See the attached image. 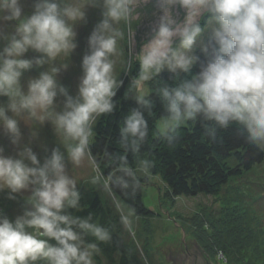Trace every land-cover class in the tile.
<instances>
[{
    "label": "clouds",
    "instance_id": "9594fccd",
    "mask_svg": "<svg viewBox=\"0 0 264 264\" xmlns=\"http://www.w3.org/2000/svg\"><path fill=\"white\" fill-rule=\"evenodd\" d=\"M27 2L0 0V96L8 98L6 105L0 104V130L19 149L6 156L0 147V192L7 190L9 200L31 192L26 198L30 207L14 219L0 210V264H94L100 248L85 237L90 234L104 243L112 238L108 229L93 222L91 214L86 218L72 215L69 210H79L81 194L68 174L65 154L53 147L41 159L29 144L21 148L16 115L27 112L44 123L49 110L57 106V97L63 96L55 125L66 140L75 142L68 159L79 165L87 158L96 172L92 183L102 181L110 195L116 190L134 193L139 186L136 171L128 166V154L138 160L145 174L154 166L152 160L140 157L149 135L146 114L151 116L155 106L145 85L164 71L174 83L164 81L153 89L163 107L160 139L172 144L180 125L200 119L212 140L218 129L235 123L250 143L264 144V0H31L30 14L25 12ZM144 5H154L158 18L150 24L147 41L138 53H134L135 32L131 33L129 63L134 57L139 71L131 77L124 98L131 96L135 106L120 128L123 154L104 153L107 166L114 169L104 176L91 152L90 138L96 119L117 109L114 97L124 83L114 75L113 57L123 38L115 25L129 23L134 10ZM87 6L99 8L102 19L87 39L75 96L58 83L57 67L30 77L25 91L24 72L76 49L75 28L86 23ZM177 6L184 10L182 20L174 14ZM30 50L39 55L24 58ZM197 50L206 63L200 64L197 74L182 78L200 62ZM113 205L120 212L121 225L132 232L134 213L125 214L118 200Z\"/></svg>",
    "mask_w": 264,
    "mask_h": 264
},
{
    "label": "rangeland",
    "instance_id": "374dc122",
    "mask_svg": "<svg viewBox=\"0 0 264 264\" xmlns=\"http://www.w3.org/2000/svg\"><path fill=\"white\" fill-rule=\"evenodd\" d=\"M72 3L73 0H65ZM87 3L88 0H82ZM31 0L25 4V12L30 14ZM157 8L152 6L137 7L133 13V19L129 23L121 21L115 25L123 33V38L117 42V54L115 60L114 75L117 80H123V88L127 91L131 77L138 74V62L129 56L128 49L131 46V33L135 32L134 53H138L143 42L147 41L146 33L150 24L157 20ZM174 14L182 20L184 10L177 6ZM86 23L76 26L77 47L73 53L65 55L61 53L54 61L41 68L35 66L24 72L21 84L27 90V81L30 77H37L41 71L51 70L52 67L60 68L57 74L59 84L66 87L69 95L75 96L77 85L83 75L81 61L88 51L87 39L95 25L102 19L101 10L87 6L85 8ZM208 33H204L203 40H207ZM3 42H0L2 46ZM198 51V50H197ZM39 54L29 51L24 58L33 59ZM165 72V71H164ZM119 88V89H120ZM145 89L151 93L149 82ZM135 95V92L132 93ZM131 98V96L129 97ZM132 99V98H131ZM8 98L0 96V104L6 105ZM64 97L58 96L54 109L49 110L47 121L41 123L37 117H31L27 112L16 115L22 133L21 148L29 144L38 157L50 154L53 147H59L65 154L68 174L76 181L81 198L89 205L95 199H99L110 214V219L115 224L116 236L122 248L116 252L115 262L111 263L101 257L100 262L94 257V264H119L121 254H124L129 264H172L173 259L168 260L182 240H193L199 243L204 252L211 257V263L222 264L218 258L221 254L228 256L227 264H264V161L249 171H244L240 176L231 177L228 182L219 187L215 195L200 194L194 197H173L161 174H145L140 170V165L135 169L137 176L148 178L149 183L143 189V202L146 207L154 211V217H139L135 214L131 219L133 230L129 232L120 221V212L114 207L113 200H118L125 214L131 211L122 200L114 193L110 195L101 184H93L92 179L96 172L86 158L79 165L73 164L68 159L69 147L74 141L66 140L62 131H58L55 125V112L61 110ZM11 115V113H9ZM38 115H44L39 113ZM99 117L93 123L94 128ZM160 122L158 123V129ZM94 139L90 138V143ZM264 150V144H259ZM0 147L4 148V155H15L18 146L10 142V138L0 130ZM48 150L45 152V150ZM227 166L234 168L238 160L233 157L228 159ZM30 191L18 194L16 200L7 199V190L0 192V210L10 219L22 214L27 204L26 198ZM72 215L75 214L69 210ZM204 222V223H203ZM87 243H97L90 234L85 237ZM55 243V241H50ZM220 256V257H219ZM38 264H45L44 261Z\"/></svg>",
    "mask_w": 264,
    "mask_h": 264
},
{
    "label": "trees",
    "instance_id": "16d2710c",
    "mask_svg": "<svg viewBox=\"0 0 264 264\" xmlns=\"http://www.w3.org/2000/svg\"><path fill=\"white\" fill-rule=\"evenodd\" d=\"M200 55V62L197 63L191 74H181L182 78H190L191 75L200 71V64L206 63L207 58L197 51ZM171 74L163 72L157 78L149 82L151 93L150 98L154 103L153 114H146L148 122V139L141 148L140 157L153 161L154 166L148 173L152 175L161 174L173 197H194L200 194L215 195L217 189L225 185L231 177L240 176L244 171H249L264 161L263 148L254 143H250L239 125L233 123L226 129H218L215 140L207 136L205 122L197 119L187 121L180 125L177 139L168 144L159 138L158 123L163 115V107L153 89L167 81L169 84L174 82L170 79ZM125 90H117L114 100L117 109L112 114H105L99 117L97 124L93 128L94 139L90 143L91 152L96 157L104 176L114 169L107 166L105 151L121 155L123 149L119 144V132L123 126V118L131 107L135 106V100L125 99ZM235 157L238 164L234 168L227 166V161ZM128 166L135 170L139 166L138 160L132 154H128ZM137 175V174H136ZM138 187L134 193L129 190V194L121 193L119 190L114 192L122 202L139 217H154L157 214L146 207L143 202V189L149 183L148 178L137 176ZM75 216L86 218L92 215L93 222L105 227L111 233V240L104 243L100 242V256L107 261L114 263L116 252H121L122 248L116 236L113 221L107 209L101 205L99 199H95L86 205L83 198L80 199L79 210L71 209ZM204 223V222H203ZM99 255H94L100 262ZM204 257L211 263L209 254ZM220 257V256H219ZM222 264L228 263V256L221 254L218 258ZM119 264H129L128 258L121 254Z\"/></svg>",
    "mask_w": 264,
    "mask_h": 264
},
{
    "label": "water",
    "instance_id": "95a60500",
    "mask_svg": "<svg viewBox=\"0 0 264 264\" xmlns=\"http://www.w3.org/2000/svg\"><path fill=\"white\" fill-rule=\"evenodd\" d=\"M202 246L193 240H182L175 251L167 258L172 264H210L204 257Z\"/></svg>",
    "mask_w": 264,
    "mask_h": 264
}]
</instances>
